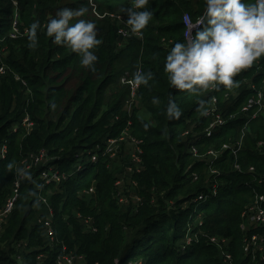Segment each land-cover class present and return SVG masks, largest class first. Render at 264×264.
Here are the masks:
<instances>
[{
	"label": "trees",
	"instance_id": "obj_1",
	"mask_svg": "<svg viewBox=\"0 0 264 264\" xmlns=\"http://www.w3.org/2000/svg\"><path fill=\"white\" fill-rule=\"evenodd\" d=\"M130 5L131 0H0V209L22 178L16 168L31 165L32 177H23L15 209L3 226L0 264H59L60 256L74 254H82L87 264H224L223 252L233 256L234 264H251L243 239L264 236V226L245 233L241 215L264 197V118L250 120L243 109L264 92V56L258 60L262 72L253 64L234 77L238 87L181 92L169 83L165 59L177 41L185 40L184 16L195 22L206 0H150L153 16L143 38L132 35L126 24L124 9ZM81 6L87 12L77 19L93 21L102 40L94 49L95 71L46 35L59 9ZM17 12L22 31L40 22L37 48L29 47L28 32L11 38ZM111 14L123 15L124 23L114 22ZM120 27L129 30L122 45ZM138 71H151L153 77L133 98L125 78L134 80ZM172 100L182 111L179 119L168 118ZM200 100L208 101L207 115L197 111ZM215 108L225 124L208 137L205 129ZM124 134L136 142L140 162L126 165L121 206L119 179L104 142ZM193 144L197 154L192 155ZM43 149L49 164L35 167L31 156ZM87 151L98 159L91 161L86 153L82 162L89 164L74 171L78 156ZM210 152L221 155L211 167L206 162ZM51 166L68 177L38 189L41 173ZM130 167L139 172L130 175ZM202 193H208L205 205L196 212L188 209ZM44 198L52 207L54 239L46 238L35 220L45 211ZM259 204L264 209V201ZM84 219H92L96 233L81 229ZM188 237L195 239L189 245Z\"/></svg>",
	"mask_w": 264,
	"mask_h": 264
},
{
	"label": "clouds",
	"instance_id": "obj_2",
	"mask_svg": "<svg viewBox=\"0 0 264 264\" xmlns=\"http://www.w3.org/2000/svg\"><path fill=\"white\" fill-rule=\"evenodd\" d=\"M149 4L150 0H131V5L124 9V13L127 14L126 24L130 27L132 35L143 38L153 16ZM14 6L17 8V3L14 2ZM86 12V6L59 9L48 21L46 35L52 38L54 44L69 48L78 54L81 57V64L95 71L98 57L94 49L102 40L98 38V29L93 21L77 19L83 17ZM15 17H18L20 23L19 12ZM39 28L40 22L36 20L31 23L28 31L24 30L25 35L29 33V47L32 49L38 47ZM193 29L195 35H192ZM262 56H264V0H255L254 3H245L244 0H206L204 14L191 27H187L185 40L177 41L167 54L164 71L173 88L190 95L209 89L219 90L220 86L230 90L239 86V81L234 77L242 70L255 65ZM152 77L151 71L147 73L138 71L134 80L137 85H146ZM153 103H159V98L154 97ZM207 103L208 101L200 100L197 111L207 115ZM181 114L177 103L174 100L170 101L167 107L168 118L179 119ZM99 151L100 149H97V152ZM13 167L11 162L7 165L8 169ZM16 174L32 179L31 173L25 168H16ZM202 194L196 196L188 209L192 208L194 212L199 210L206 201L199 202L198 197ZM215 196L212 195L211 199ZM119 203L122 206L125 201L121 203L119 200ZM256 230L258 231V228ZM246 258H249L251 263V257Z\"/></svg>",
	"mask_w": 264,
	"mask_h": 264
},
{
	"label": "built area",
	"instance_id": "obj_3",
	"mask_svg": "<svg viewBox=\"0 0 264 264\" xmlns=\"http://www.w3.org/2000/svg\"><path fill=\"white\" fill-rule=\"evenodd\" d=\"M111 18L115 19L117 18L118 21H114V22H118L119 25H122V23H124L123 21H121V19H123V15H117V14H111L110 15ZM198 20V19H197ZM196 20V21H197ZM195 21V22H196ZM195 22H193L190 17L188 15L184 16V24L185 27H191ZM187 27H186V32H187ZM27 32V31H26ZM195 29H193L192 35L194 34ZM119 35H120V40H127V38L129 37V30L128 28H123L120 27L119 28ZM25 35V31L24 33L21 31L20 29V23H19V19L18 17H15L13 20V24H12V31H11V38L12 39H17L21 36ZM186 36V33H185ZM120 41V42H121ZM255 68L258 69V72H262L263 70L260 69V63L257 62L255 64ZM125 83L129 84L131 86V96L133 98L137 97L138 91H139V85H137L135 83V80H128L125 78ZM216 102L215 97H213V103ZM243 112L246 113V116L248 119H258L260 116H262L264 118V92L260 91L259 93H257V97L255 99H252L249 101V103L244 107ZM210 114L212 115V117H214V120L212 121V123L210 124V126H208L205 129V133L208 137H212L214 134V130L216 127L224 125L225 124V120L222 117L221 114H219V112L217 111V108L212 109ZM188 134V133H186ZM126 141L129 143V145L133 148L134 153H133V162L136 164V162H140V160L138 159V155L137 153L140 151L139 148L136 146V142L130 140V139H126ZM125 145V134L120 137L119 139H108L105 145V154L109 153L111 155V157L113 158H117V157H122L123 151L122 146ZM190 150L192 152V154H197V149L195 147V145H191ZM88 152V151H87ZM87 152H81L80 155L77 158V163H76V168L74 169V171H80L82 170L85 166H87L86 164H89V162H82V156H85V154ZM3 153H6V149L4 148ZM97 155V154H95ZM210 158H208L206 160L207 163H209L210 167L212 166V164L220 157L217 156V154L210 152L209 153ZM92 161V159H90ZM95 161V160H93ZM31 163L35 166V167H40L41 165H47L49 164V154L47 152V150L43 149L41 150L39 153L37 154H33L31 156ZM113 165V163H112ZM25 169L29 170L31 169V165H28ZM73 171V172H74ZM129 174H133L135 172H139V168H133L130 167L128 169ZM71 173H68V175H70ZM127 176V174L125 175ZM68 176L67 175H62L60 174V172L58 171L57 167L51 166L49 167L47 170L43 171L41 173V179L39 180V182L36 184L37 188L40 189L44 186L47 185H51L52 183H55V185H59L64 179H66ZM197 178V177H196ZM22 179H24L22 177ZM20 179H18L15 182V190H14V194L13 197L10 198L7 203L3 206L2 210H0V235L2 234L3 231V226L4 224L7 222V220H9L13 210L15 209V205H16V201H17V197H18V189L20 187ZM126 181V180H125ZM119 184H121V186L119 187ZM38 185H40L41 187H38ZM117 186H118V190L120 191L119 194V200L121 203H123L125 201V194L123 193V190L125 188V183L121 182L120 180L117 182ZM93 189H91L90 192H92ZM208 194V193H207ZM207 194H202L198 197L199 202L204 201L208 198ZM217 195V191L214 192L213 196ZM212 196V195H211ZM138 200V199H137ZM44 201V205L46 206L44 213L39 214L38 218H39V223H41L43 225V228L47 231V235L46 238L49 239H54L55 236V232L53 229V221H52V207L50 202L48 201L47 198L43 199ZM259 201H264V197H260L254 204H252L251 206H249L247 208V210L242 214V231L245 233H249L251 234V229H259L260 227L264 226V209L260 206ZM45 214H49V217H42L41 215H45ZM44 218V219H42ZM91 223V226L93 228V231L96 232V228H94L93 226V221L92 219L87 220V222ZM52 229V230H50ZM196 238V235H195ZM192 237H188L187 238V244H191L193 242ZM212 241H215V239H212ZM243 244H244V249L246 252V256L251 257V264H264V236L262 235H258V234H251V237L246 235V238L243 239ZM26 246V244H25ZM221 257L223 260L224 264H234L233 262V256H231L230 254H227L225 252L221 253ZM59 264H87L86 259L84 258V256H76V255H62L59 257Z\"/></svg>",
	"mask_w": 264,
	"mask_h": 264
},
{
	"label": "rangeland",
	"instance_id": "obj_4",
	"mask_svg": "<svg viewBox=\"0 0 264 264\" xmlns=\"http://www.w3.org/2000/svg\"><path fill=\"white\" fill-rule=\"evenodd\" d=\"M20 12H21V10H20ZM73 84H71V86H72ZM123 85V84H122ZM124 86V85H123ZM125 87V86H124ZM125 91H126V96H125V99L123 100V103H124V108L127 106L126 105V101H127V89H126V87H125ZM113 96L112 95H108V101L110 102V101H112L113 100V98H112ZM122 151H123V154H122V157L120 156V157H117V158H114V160H113V164H115L114 165V168L116 169V173H115V176L121 181V182H124L125 183V180H126V165H128V166H130V165H135V163L133 162V153H134V150L131 148V146L129 145V143L125 140V145L124 146H122V149H121ZM85 158H87V159H92V160H97L98 159V157H97V155H95V154H93V151H88L87 152V157L85 156ZM22 182L25 180V179H20ZM20 181V187H21V182ZM121 186V184H119V187ZM19 187V188H20ZM18 194V193H17ZM13 197V196H12ZM11 197V198H12ZM0 210H2V208L0 209ZM162 219V218H161ZM35 220H36V223H39V218L38 217H36L35 218ZM35 220H33V222H32V224L34 225V222H35ZM87 220H89V219H84V221L82 222H80V227H81V229L84 231V232H86V233H88V232H92V233H95L94 231H93V228H92V226H91V223L88 221L87 222ZM35 223V224H36ZM162 225H164V224H162ZM50 230H52V229H50ZM2 233H3V231H2ZM2 235V234H1ZM145 243H143V245H144ZM140 245H141V243H139L136 247H140ZM135 247V246H134ZM242 249H243V251H244V254L246 255V252H245V249H244V244H243V246H242ZM72 254H74V253H72ZM75 255V254H74ZM124 255H125V253H124ZM130 255V254H129ZM16 256V255H15ZM76 256H79V257H81V256H83L82 254H76ZM145 262V261H144ZM132 264H137V262H134V263H132Z\"/></svg>",
	"mask_w": 264,
	"mask_h": 264
}]
</instances>
